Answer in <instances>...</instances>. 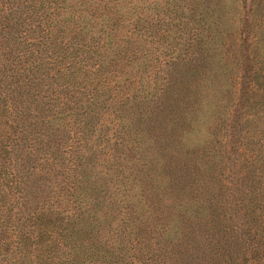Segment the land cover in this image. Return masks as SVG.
<instances>
[{"label": "trees", "instance_id": "trees-1", "mask_svg": "<svg viewBox=\"0 0 264 264\" xmlns=\"http://www.w3.org/2000/svg\"><path fill=\"white\" fill-rule=\"evenodd\" d=\"M0 264H264V0H0Z\"/></svg>", "mask_w": 264, "mask_h": 264}, {"label": "rangeland", "instance_id": "rangeland-1", "mask_svg": "<svg viewBox=\"0 0 264 264\" xmlns=\"http://www.w3.org/2000/svg\"><path fill=\"white\" fill-rule=\"evenodd\" d=\"M226 195L229 196L230 194L226 193ZM214 205V203L211 204V207L215 209ZM223 206L227 213L234 211V209H231L232 205L224 204ZM220 223L221 224L215 222L214 218L209 223L204 222L201 224L198 223V220H193L192 222L185 221L183 224H180L181 230L179 231L178 236H183L182 234H188V236H190V234L191 236H239L241 227L239 228V226H236L233 228L234 231H230V226L226 227V224L223 221Z\"/></svg>", "mask_w": 264, "mask_h": 264}]
</instances>
